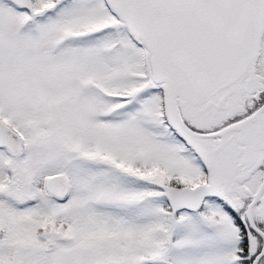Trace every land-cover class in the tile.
I'll return each instance as SVG.
<instances>
[{"label": "snow or ice", "instance_id": "obj_1", "mask_svg": "<svg viewBox=\"0 0 264 264\" xmlns=\"http://www.w3.org/2000/svg\"><path fill=\"white\" fill-rule=\"evenodd\" d=\"M0 264H264V0H0Z\"/></svg>", "mask_w": 264, "mask_h": 264}]
</instances>
